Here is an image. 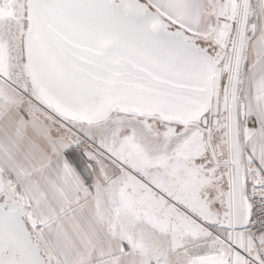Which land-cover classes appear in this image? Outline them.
Here are the masks:
<instances>
[{"label":"snow or ice","instance_id":"obj_1","mask_svg":"<svg viewBox=\"0 0 264 264\" xmlns=\"http://www.w3.org/2000/svg\"><path fill=\"white\" fill-rule=\"evenodd\" d=\"M0 264H264V0H0Z\"/></svg>","mask_w":264,"mask_h":264}]
</instances>
